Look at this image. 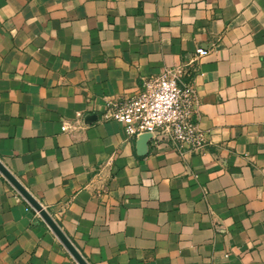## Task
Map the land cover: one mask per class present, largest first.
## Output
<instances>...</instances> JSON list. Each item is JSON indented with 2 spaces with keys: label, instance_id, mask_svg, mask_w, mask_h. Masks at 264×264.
I'll return each instance as SVG.
<instances>
[{
  "label": "crops",
  "instance_id": "0c3cea01",
  "mask_svg": "<svg viewBox=\"0 0 264 264\" xmlns=\"http://www.w3.org/2000/svg\"><path fill=\"white\" fill-rule=\"evenodd\" d=\"M172 65L198 152L103 115ZM0 161L88 264H264V0H0ZM0 264H79L1 172Z\"/></svg>",
  "mask_w": 264,
  "mask_h": 264
},
{
  "label": "built area",
  "instance_id": "2783aa9c",
  "mask_svg": "<svg viewBox=\"0 0 264 264\" xmlns=\"http://www.w3.org/2000/svg\"><path fill=\"white\" fill-rule=\"evenodd\" d=\"M196 58L208 49L196 48ZM183 65L165 66L160 72L142 79L139 88L129 97L112 103L104 118L122 123L127 136L149 134V139L166 141L177 151L198 152L205 147V132L196 122L194 87L184 81ZM82 120H63L61 130L80 128Z\"/></svg>",
  "mask_w": 264,
  "mask_h": 264
},
{
  "label": "water",
  "instance_id": "95a60500",
  "mask_svg": "<svg viewBox=\"0 0 264 264\" xmlns=\"http://www.w3.org/2000/svg\"><path fill=\"white\" fill-rule=\"evenodd\" d=\"M149 138L148 133H143L140 135V144L146 143ZM0 172L11 182V184L28 200V202L39 212L44 221L49 225L56 236L65 245L71 255L76 259L79 264H88L84 257L79 253L76 247L71 244L72 242L60 229L53 218L48 214V212L43 208V206L30 194V192L17 180V178L4 166L0 161Z\"/></svg>",
  "mask_w": 264,
  "mask_h": 264
}]
</instances>
